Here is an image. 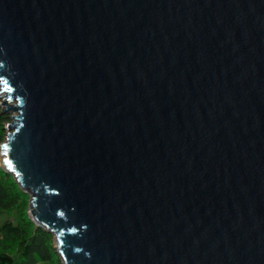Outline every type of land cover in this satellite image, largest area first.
Returning <instances> with one entry per match:
<instances>
[{
	"label": "water",
	"instance_id": "1",
	"mask_svg": "<svg viewBox=\"0 0 264 264\" xmlns=\"http://www.w3.org/2000/svg\"><path fill=\"white\" fill-rule=\"evenodd\" d=\"M0 92L62 264H264V0H0Z\"/></svg>",
	"mask_w": 264,
	"mask_h": 264
},
{
	"label": "trees",
	"instance_id": "2",
	"mask_svg": "<svg viewBox=\"0 0 264 264\" xmlns=\"http://www.w3.org/2000/svg\"><path fill=\"white\" fill-rule=\"evenodd\" d=\"M9 120L0 108V143ZM28 197L0 168V264H62L53 236L26 216Z\"/></svg>",
	"mask_w": 264,
	"mask_h": 264
},
{
	"label": "rangeland",
	"instance_id": "3",
	"mask_svg": "<svg viewBox=\"0 0 264 264\" xmlns=\"http://www.w3.org/2000/svg\"><path fill=\"white\" fill-rule=\"evenodd\" d=\"M2 96H3V95H2L1 92H0V103L2 102V99H3ZM0 108H1V111H3V110L5 109V107H3V106H1V105H0ZM9 122H10V120H9L8 122H6L5 125H6L7 123H9ZM5 125H4V127H5ZM5 134H6V130H5ZM4 137H5V136H4ZM27 203H28V205H29V197H28V199H27ZM26 216L31 220V216H30V213H29L28 207H27V211H26ZM53 244H54V246H55V242H54Z\"/></svg>",
	"mask_w": 264,
	"mask_h": 264
},
{
	"label": "snow or ice",
	"instance_id": "4",
	"mask_svg": "<svg viewBox=\"0 0 264 264\" xmlns=\"http://www.w3.org/2000/svg\"><path fill=\"white\" fill-rule=\"evenodd\" d=\"M5 147H7V146H5Z\"/></svg>",
	"mask_w": 264,
	"mask_h": 264
}]
</instances>
